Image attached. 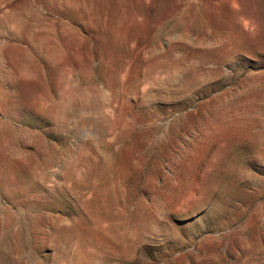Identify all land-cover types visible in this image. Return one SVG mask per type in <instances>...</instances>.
Here are the masks:
<instances>
[{"label":"rangeland","instance_id":"1","mask_svg":"<svg viewBox=\"0 0 264 264\" xmlns=\"http://www.w3.org/2000/svg\"><path fill=\"white\" fill-rule=\"evenodd\" d=\"M0 264H264V0H0Z\"/></svg>","mask_w":264,"mask_h":264}]
</instances>
